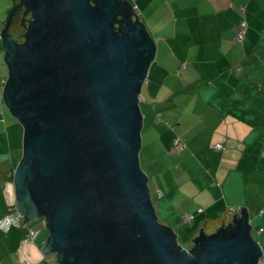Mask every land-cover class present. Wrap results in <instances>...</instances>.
<instances>
[{
  "label": "water",
  "instance_id": "obj_1",
  "mask_svg": "<svg viewBox=\"0 0 264 264\" xmlns=\"http://www.w3.org/2000/svg\"><path fill=\"white\" fill-rule=\"evenodd\" d=\"M34 19L8 33L21 6ZM21 37V40H19ZM2 98L23 127L12 172L24 219L57 264H256L248 212L180 245L140 167L139 94L153 42L128 0H19L1 29ZM222 229L225 226H231Z\"/></svg>",
  "mask_w": 264,
  "mask_h": 264
},
{
  "label": "crops",
  "instance_id": "obj_2",
  "mask_svg": "<svg viewBox=\"0 0 264 264\" xmlns=\"http://www.w3.org/2000/svg\"><path fill=\"white\" fill-rule=\"evenodd\" d=\"M13 1L0 0V217L17 204L8 175L23 143V127L2 98L1 29ZM128 1L153 42L140 91L139 163L157 219L189 248L206 220L226 223L245 210L263 254L256 264H264V0ZM242 18L246 31L238 40ZM176 137L183 145L171 150ZM26 221L37 230L31 242L22 240L23 227L0 229V264L55 260L43 248V218Z\"/></svg>",
  "mask_w": 264,
  "mask_h": 264
},
{
  "label": "built area",
  "instance_id": "obj_3",
  "mask_svg": "<svg viewBox=\"0 0 264 264\" xmlns=\"http://www.w3.org/2000/svg\"><path fill=\"white\" fill-rule=\"evenodd\" d=\"M135 9V7H133ZM239 9L244 10V5H240ZM246 21L242 18L240 22L239 29L236 33L238 40H241L245 35L246 31ZM139 102L143 99L142 95L139 94ZM183 145L182 140L179 137L174 138L171 150L179 149ZM215 148H221L223 144L221 142H215L213 145ZM183 221H190L192 219V214L184 212L182 214ZM12 226H20L25 229L23 233L22 240L24 242L33 241L34 237L37 234V230L30 226L27 221L24 219L22 212L18 209L16 203H11L8 205L7 211L0 217V229L2 231H7ZM262 228H260L261 230ZM52 264V263H51Z\"/></svg>",
  "mask_w": 264,
  "mask_h": 264
},
{
  "label": "trees",
  "instance_id": "obj_4",
  "mask_svg": "<svg viewBox=\"0 0 264 264\" xmlns=\"http://www.w3.org/2000/svg\"><path fill=\"white\" fill-rule=\"evenodd\" d=\"M17 1H19V0H14L13 2L15 3ZM33 19H34V16L32 14V11L30 9H27L25 6L22 5L12 15V18H11L9 25H8V28H7L8 33L13 34V33L19 32L23 35L25 33V31L27 30L30 22ZM19 40H21V37H19ZM8 176H9V178H11L12 172H10ZM221 222H222L221 217L206 220L203 228L201 229L202 233L206 235L205 230H207V228L211 227V225H217V224L222 225L224 223V222L223 223H221ZM18 227H20V226H18ZM227 227H233V224L231 226H229V225L225 226L222 229L227 228ZM24 231H25V229H24ZM199 233L194 238L199 236ZM194 238L192 239V244H191L192 247L195 245ZM51 263L57 264L56 259L54 261L50 262V264Z\"/></svg>",
  "mask_w": 264,
  "mask_h": 264
},
{
  "label": "rangeland",
  "instance_id": "obj_5",
  "mask_svg": "<svg viewBox=\"0 0 264 264\" xmlns=\"http://www.w3.org/2000/svg\"><path fill=\"white\" fill-rule=\"evenodd\" d=\"M140 109H141V108H140ZM141 113H142V112H141ZM140 148H141V147H140ZM138 156H139V159H140V149H139V153H138ZM186 244H187V243H186ZM186 244H185V245H186Z\"/></svg>",
  "mask_w": 264,
  "mask_h": 264
}]
</instances>
